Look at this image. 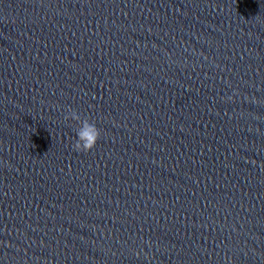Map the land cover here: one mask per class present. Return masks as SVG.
<instances>
[{"label": "clouds", "instance_id": "9594fccd", "mask_svg": "<svg viewBox=\"0 0 264 264\" xmlns=\"http://www.w3.org/2000/svg\"><path fill=\"white\" fill-rule=\"evenodd\" d=\"M64 119L76 121L79 127L76 130V139L72 147L76 152L88 153L92 151L100 137L101 130L96 126L94 121H90L89 118L82 119L81 116L73 109H69L68 114Z\"/></svg>", "mask_w": 264, "mask_h": 264}]
</instances>
